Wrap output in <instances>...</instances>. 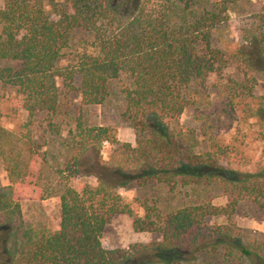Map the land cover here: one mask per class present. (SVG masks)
I'll use <instances>...</instances> for the list:
<instances>
[{
    "label": "trees",
    "instance_id": "obj_1",
    "mask_svg": "<svg viewBox=\"0 0 264 264\" xmlns=\"http://www.w3.org/2000/svg\"><path fill=\"white\" fill-rule=\"evenodd\" d=\"M242 0H0V87L13 89L15 111L28 122L13 131L1 124L0 164L8 185L0 186V264L162 263L161 254L190 259L220 253L246 264H264V240L244 244L229 224L242 199L264 200V147L254 172L225 178L182 167L220 170L224 156L213 137L211 148L183 154L176 129L204 76L222 69L227 59L210 61L212 33L230 21ZM241 41L229 59L262 77L264 91V1L244 23ZM61 62H65L61 65ZM61 80L62 89L57 85ZM126 80V81H124ZM126 111L140 130L134 145L120 143L113 129L89 125L83 111L64 122L63 91L75 92L84 107L104 104L116 84ZM250 109V107H249ZM45 115L48 129L65 126L66 160L53 170L33 159L32 117ZM252 119L264 140V96ZM111 146L108 160L101 156ZM93 178L95 185L85 182ZM222 180L224 205L194 202L165 213L142 205L144 216L122 201L119 189L154 180L172 190L210 187ZM58 197L59 227L54 232L28 228L21 200ZM115 215L131 218L135 233L161 237L150 245L111 246L103 237Z\"/></svg>",
    "mask_w": 264,
    "mask_h": 264
},
{
    "label": "rangeland",
    "instance_id": "obj_2",
    "mask_svg": "<svg viewBox=\"0 0 264 264\" xmlns=\"http://www.w3.org/2000/svg\"><path fill=\"white\" fill-rule=\"evenodd\" d=\"M62 1V0H58ZM215 2L217 0H208ZM264 0H242V3L230 13L228 24L218 28L212 33L207 58L210 61L227 59L228 63L222 69L204 76L197 88V93L192 97L193 104L183 113L178 123L170 124V129H176L182 135L175 138L178 149L186 154L188 152L201 154L207 151L217 152L211 148L209 137H213L219 147L226 151L224 156H217L220 170L198 169L182 167L183 170L213 174L219 177L235 178L240 173L254 172L260 160L264 140L260 127L255 119L251 118L252 110L256 108L259 97L264 96L262 77L259 74L247 72L243 66L229 59L230 54L238 47L241 41V31L244 23L257 12ZM65 62H61L64 65ZM9 65L0 61V67ZM126 81V80H124ZM57 85L62 89L60 79ZM123 84L118 83L108 97V100L98 106L84 107L81 99L75 92L63 91L61 100L66 110L64 122L72 123L73 116L79 110L83 111L89 125L106 126L116 134L120 143L134 145L141 137L140 130L134 127L129 118L121 90ZM15 93L8 87H0V117L1 124L13 131L28 122L24 112L15 111ZM250 107V109H249ZM45 115L32 117L31 134L33 135V159L39 162L46 161L53 167L63 164L66 160V135L65 126L60 134L48 129ZM111 146L105 144L101 156L108 160ZM238 173V174H236ZM85 182L95 185L93 178ZM7 174L0 164V186L8 185ZM224 183L217 179L216 184L210 187L187 188L178 185L174 190L165 184L154 180L133 181L120 188L119 194L125 204L138 210V216L143 217L142 205L150 206L159 213L202 200H210L217 205H224L230 198L222 194ZM23 219L28 228L54 232L59 227V199L49 197L40 199L29 195L21 200ZM132 220L126 215L112 217L103 231V237L114 247H130L134 244L150 245L158 242L161 237L150 233H135L131 226ZM209 223L229 224L239 234L244 244L264 240V200L255 201L242 199L237 203L231 218H212ZM162 263L154 264H246L237 259H225L222 254H199L194 259H188L177 252L161 254ZM138 260L133 259L131 264Z\"/></svg>",
    "mask_w": 264,
    "mask_h": 264
}]
</instances>
